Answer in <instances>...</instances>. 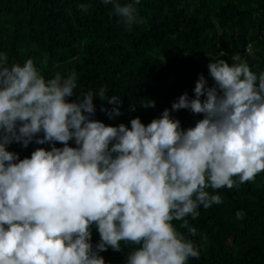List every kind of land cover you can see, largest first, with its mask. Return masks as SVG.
I'll return each mask as SVG.
<instances>
[{
  "label": "clouds",
  "instance_id": "9594fccd",
  "mask_svg": "<svg viewBox=\"0 0 264 264\" xmlns=\"http://www.w3.org/2000/svg\"><path fill=\"white\" fill-rule=\"evenodd\" d=\"M103 3L126 28L143 22L139 0ZM207 68L213 86L198 74L194 98L184 93L171 104V112L202 114L194 127L182 129L167 108L147 125L136 117L128 127L92 119L94 97L113 105L100 109L109 119L122 114L121 98L108 97L107 88L69 101L75 73L46 80L31 59L11 67L0 59V264H105L100 253L121 251V242L136 246L126 264L199 259L188 238L197 230L186 217L222 203L207 189L239 188L264 171V72L257 76L243 60L218 59ZM33 141L52 146L23 159L7 150ZM92 226L100 237L95 246Z\"/></svg>",
  "mask_w": 264,
  "mask_h": 264
},
{
  "label": "trees",
  "instance_id": "16d2710c",
  "mask_svg": "<svg viewBox=\"0 0 264 264\" xmlns=\"http://www.w3.org/2000/svg\"><path fill=\"white\" fill-rule=\"evenodd\" d=\"M80 4L88 5V11ZM136 8L143 22L126 28L103 0H0V59L8 67L31 59L46 80L57 72L62 78L75 73L77 87L69 101L107 88L108 97L121 98L122 114L109 119L100 109L113 105L94 97L92 119L106 126L130 127L136 117L147 125L164 109L171 112L181 94L194 98L198 74L207 86L214 84L209 62L243 60L257 76L264 72V0H139ZM149 100L155 101L154 108L142 106ZM171 115L182 129L203 118L187 109ZM51 146L33 141L27 148L12 143L7 150L23 159L38 147ZM69 146L76 147L74 141ZM207 191L220 195L222 203L208 209L201 205L196 219L186 217L197 230L188 238L200 248L199 259L189 258L187 264H264V171L239 188ZM238 210L245 213L243 219L236 218ZM179 223L173 221L178 229ZM179 230L187 235L186 229ZM91 232L95 246L99 233L95 226ZM134 247L121 242V251L109 247L100 255L105 264H126Z\"/></svg>",
  "mask_w": 264,
  "mask_h": 264
}]
</instances>
